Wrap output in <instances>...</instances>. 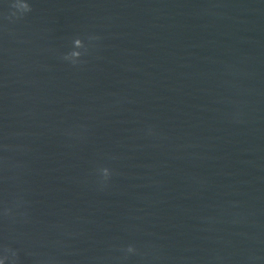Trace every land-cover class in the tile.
Segmentation results:
<instances>
[{
    "label": "water",
    "instance_id": "95a60500",
    "mask_svg": "<svg viewBox=\"0 0 264 264\" xmlns=\"http://www.w3.org/2000/svg\"><path fill=\"white\" fill-rule=\"evenodd\" d=\"M11 2L0 210L24 203L0 217V255L264 264V0H27L9 21ZM128 244L141 254L120 259Z\"/></svg>",
    "mask_w": 264,
    "mask_h": 264
},
{
    "label": "clouds",
    "instance_id": "9594fccd",
    "mask_svg": "<svg viewBox=\"0 0 264 264\" xmlns=\"http://www.w3.org/2000/svg\"><path fill=\"white\" fill-rule=\"evenodd\" d=\"M10 8L13 9L5 18L9 21H12L13 18L21 19L24 14L31 12V5L27 2V0H12L10 4ZM90 41L99 39V37L90 36L88 38ZM83 49V51H80ZM87 47L84 42L80 38H75L73 40V50L69 53H66L62 56V59L70 62L73 66L83 63L81 57L87 53ZM8 146L5 145V148ZM100 172L102 181L106 182L112 175L109 168L104 167L98 170ZM23 201L21 199H17L13 201L12 206H5L2 210H0V217L5 220H14L15 216L18 214L14 211V209H19L23 205ZM120 251L124 253V256L120 259L127 260L130 255H138L141 254L137 247L133 244H128L126 246H121ZM0 264H19V253L17 250L13 249L9 245L3 246V255H0ZM43 264V262H41Z\"/></svg>",
    "mask_w": 264,
    "mask_h": 264
}]
</instances>
